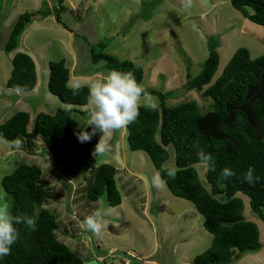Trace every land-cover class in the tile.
<instances>
[{"label":"rangeland","instance_id":"1","mask_svg":"<svg viewBox=\"0 0 264 264\" xmlns=\"http://www.w3.org/2000/svg\"><path fill=\"white\" fill-rule=\"evenodd\" d=\"M56 1L2 0L0 124L18 111L33 117L30 109L33 105L34 111L45 113L52 112V108H65L47 91L49 61L64 60L70 88H89L93 81L102 79L107 74L102 70L82 72L90 70L88 51L105 39L110 42L104 53L131 61L143 70L145 88L171 93L165 99L167 105L194 101L200 108L207 102L196 92L184 91L183 85L187 75L192 77L198 73L206 57L205 35L217 32L220 41L218 65L212 80L236 48H246L252 59L264 52V28L244 20L230 7L229 0H209L207 7H201L199 0H194L190 15L181 9L180 0H164L157 7L156 0H63L61 4L66 11L60 14V20L69 31L53 20ZM24 12L34 13L31 22L20 35L15 50L5 53L2 44L8 30L17 15ZM41 12L48 16L41 18ZM144 14L148 16L145 21ZM232 24L234 28L229 29ZM126 25L130 27L121 35ZM14 52L26 53L34 63L36 81L28 92L4 86ZM153 97L159 104L157 97ZM80 110L85 111L84 107ZM87 123L88 117L82 120L81 127ZM19 140L20 148L0 141V179L21 163L39 167L40 182L45 183L49 197L37 210L45 209L55 215L56 239L79 257L82 264H191L192 257L209 246L211 235L202 228V217L193 205L171 196L165 185L161 188L151 185L156 170L144 152L128 150L126 129L116 132L110 140V151L91 160L92 167L78 176L68 174L57 164L39 137L29 144ZM165 150L167 159L161 167L174 168L172 148ZM101 163L115 168L114 180L121 200L112 208L106 207L102 198L89 202L84 197L93 168ZM193 168L199 183L207 190L205 170L197 164ZM0 195H3L1 190ZM241 199L242 215L255 223L262 247L233 264H264V224L249 213L246 197ZM96 209L110 210L99 235L81 227L84 218Z\"/></svg>","mask_w":264,"mask_h":264},{"label":"trees","instance_id":"2","mask_svg":"<svg viewBox=\"0 0 264 264\" xmlns=\"http://www.w3.org/2000/svg\"><path fill=\"white\" fill-rule=\"evenodd\" d=\"M62 1H56L53 20L69 31L60 20V14L66 11ZM163 1L156 0V7ZM229 5L244 20L264 28V0H229ZM33 14L24 12L17 15L2 44L3 52L15 50ZM40 16L45 18L48 14L41 12ZM142 19L145 21L148 16L144 14ZM224 25L229 26V23ZM234 26L232 24L228 28L233 29ZM129 27L126 25L120 34L124 35ZM218 37L217 32L216 35H205L206 57L198 73L192 77L187 75L183 85L184 91L198 93L207 102L205 107H198L194 101L167 105L165 99L171 93L146 88L157 97L158 108L152 110L141 106L137 121L126 128L128 150L142 151L148 156L156 172L161 173L171 196L191 203L202 217V228L211 235L209 246L192 257L191 264H233L245 254L256 253L262 247L255 223L245 220L242 215L241 197H246L252 217L264 224V52L252 59L246 48H236L212 80L218 65ZM109 42L105 39L91 47L88 51L90 70L82 73L131 71L137 82L142 84L143 70L140 67L104 53ZM10 66L4 86L21 92L32 90L36 73L31 57L24 52H14ZM47 67V91L61 104L70 107L52 108V112L45 113L34 111L33 105L30 106L33 117L27 112H15L0 124V137L7 145L18 138L29 144L39 137L56 163L68 174H85L92 167L91 160L96 158L91 153L100 134L96 133L90 141L80 143L75 133H91L92 127L88 123L81 127L88 114L71 106H84L89 88L67 86L68 70L63 59L49 61ZM166 147H171L174 155V180L167 177L165 170L168 168L161 167L167 159ZM200 150L211 154L216 166L215 172L205 171L207 190L199 183L193 168ZM250 167L259 177L253 184L244 180V173ZM224 168L232 170L235 175L218 181ZM114 175L115 168L109 164L95 166L84 190L85 199L96 202L102 198L106 207L118 206L121 196ZM40 178L38 166L21 163L0 179V190L6 194L10 212L36 220L35 230L23 224L15 225L19 238L12 245L11 254L0 258V264H82L79 257L56 239L54 231L58 225L55 215L45 209L37 210L49 197Z\"/></svg>","mask_w":264,"mask_h":264},{"label":"clouds","instance_id":"3","mask_svg":"<svg viewBox=\"0 0 264 264\" xmlns=\"http://www.w3.org/2000/svg\"><path fill=\"white\" fill-rule=\"evenodd\" d=\"M201 7H207L209 0H199ZM181 9L191 14L195 7L194 0H180ZM84 106H71L77 110L84 107L88 114V126L92 132L79 131L75 135L80 143L88 142L92 136L99 133V141L95 145L91 155L99 157L110 151V140L116 132L125 130L128 125L137 121L140 115V107L155 110L158 106L156 99L146 90L143 84L138 83L135 75L131 72L110 70L100 80L93 81L88 90ZM63 105V104H61ZM65 108L70 106L63 105ZM64 108V109H65ZM11 116V115H10ZM0 141L3 138L0 137ZM16 148L22 147V142L17 139L11 142ZM197 166L205 171H216L215 161L211 154L203 150L197 152ZM169 179L174 180L176 171L173 168L165 170ZM255 169L249 168L244 173V180L249 184L258 182L259 177L254 175ZM235 173L224 168L218 176V181L227 180ZM151 185L161 188L165 180L159 171L155 172L150 181ZM6 194L0 195V258L11 254V248L19 238V232L15 225L23 224L25 227L35 230L36 220L25 214L13 215L10 206L5 199ZM110 210L96 209L86 216L81 227L93 234L99 235L105 226V217Z\"/></svg>","mask_w":264,"mask_h":264},{"label":"water","instance_id":"4","mask_svg":"<svg viewBox=\"0 0 264 264\" xmlns=\"http://www.w3.org/2000/svg\"><path fill=\"white\" fill-rule=\"evenodd\" d=\"M91 263H93V262L91 261Z\"/></svg>","mask_w":264,"mask_h":264}]
</instances>
